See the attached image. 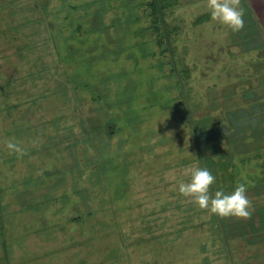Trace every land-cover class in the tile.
Segmentation results:
<instances>
[{"label": "rangeland", "instance_id": "obj_1", "mask_svg": "<svg viewBox=\"0 0 264 264\" xmlns=\"http://www.w3.org/2000/svg\"><path fill=\"white\" fill-rule=\"evenodd\" d=\"M152 2L0 0V264H264V0L239 33ZM193 165L251 218L182 196Z\"/></svg>", "mask_w": 264, "mask_h": 264}, {"label": "clouds", "instance_id": "obj_2", "mask_svg": "<svg viewBox=\"0 0 264 264\" xmlns=\"http://www.w3.org/2000/svg\"><path fill=\"white\" fill-rule=\"evenodd\" d=\"M207 7L211 19L226 26L231 32L239 33L244 29L245 13L241 0H207ZM6 147L10 153L19 156L25 154L14 139L6 141ZM184 174L189 177L188 182L180 183L178 191L182 196L190 198V201L200 209L207 210L210 214L221 218H251L254 209L251 200L247 196L245 184H237L230 194L218 190L213 195L210 193V188L215 183L216 178L210 170L193 165L186 168Z\"/></svg>", "mask_w": 264, "mask_h": 264}, {"label": "trees", "instance_id": "obj_3", "mask_svg": "<svg viewBox=\"0 0 264 264\" xmlns=\"http://www.w3.org/2000/svg\"><path fill=\"white\" fill-rule=\"evenodd\" d=\"M164 0H159V1H157V0H153V2L152 3H150L149 4V6L152 8V9H154V10H159V9H161V12H163L162 13V19H163V21H164V15H165V13H164V10H166V7L165 6H163L161 3L163 2ZM165 23H166V20H165ZM167 24V23H166ZM158 90V89H157ZM256 142H258V141H256ZM240 146V145H239ZM247 146V145H246ZM245 146V147H246ZM208 159V158H207ZM211 163H213L212 162V160L210 159L209 160ZM230 164H232V167H233V169H235L236 171H238L239 169L237 168V166L235 165V163H232V162H230ZM235 167V168H234ZM233 177H237L238 178V181L236 182V184H239V172L237 173V175H234L233 174ZM245 177L244 176H241V179H244ZM237 186V185H236ZM253 189L255 190H257V189H259V187H258V185L257 186H253Z\"/></svg>", "mask_w": 264, "mask_h": 264}]
</instances>
